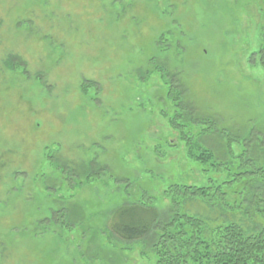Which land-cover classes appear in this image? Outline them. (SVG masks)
Returning a JSON list of instances; mask_svg holds the SVG:
<instances>
[{
  "label": "rangeland",
  "instance_id": "rangeland-1",
  "mask_svg": "<svg viewBox=\"0 0 264 264\" xmlns=\"http://www.w3.org/2000/svg\"><path fill=\"white\" fill-rule=\"evenodd\" d=\"M158 69L199 118L264 134V0H0V264H155L108 234L141 191L167 215L169 185L203 183ZM62 210L71 231L54 223Z\"/></svg>",
  "mask_w": 264,
  "mask_h": 264
},
{
  "label": "trees",
  "instance_id": "trees-1",
  "mask_svg": "<svg viewBox=\"0 0 264 264\" xmlns=\"http://www.w3.org/2000/svg\"><path fill=\"white\" fill-rule=\"evenodd\" d=\"M5 66L20 68L12 57ZM157 71L168 78V98L174 102L175 115L169 123L179 131L187 159L202 170L203 183L169 185L164 191L170 201L167 215L159 213L154 199L141 191L140 203L124 204L113 213L108 238L142 246L155 264H264V165L258 164L264 162V134L251 129L245 137L237 136L218 129L210 118H199L189 103H181L177 82ZM190 125L199 130L201 140L188 133ZM47 159L54 164L51 157ZM95 168L89 165L88 181L99 176ZM56 170L70 175L65 167ZM198 201L219 211L221 223L211 227L208 220L184 212V205ZM237 215L249 225L235 220ZM67 219L65 210L54 213V223L71 231L73 223Z\"/></svg>",
  "mask_w": 264,
  "mask_h": 264
}]
</instances>
